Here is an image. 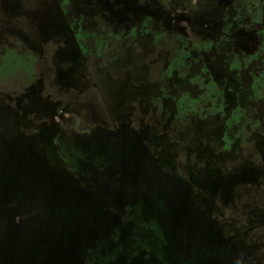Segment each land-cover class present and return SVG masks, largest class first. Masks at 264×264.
Returning a JSON list of instances; mask_svg holds the SVG:
<instances>
[{"label":"rangeland","instance_id":"374dc122","mask_svg":"<svg viewBox=\"0 0 264 264\" xmlns=\"http://www.w3.org/2000/svg\"><path fill=\"white\" fill-rule=\"evenodd\" d=\"M132 1L126 0L128 4ZM226 1L208 0L207 10L223 11L221 8ZM142 2L144 7L152 1ZM166 2L196 15V21L190 25L183 23L185 27L179 28L170 18L177 7L140 11L132 6L128 7L132 14L131 22L128 21L126 26L103 20L96 23L100 19L96 9L84 0H69L73 18L84 27L86 32L83 35L88 36L84 40L89 51L90 84L89 87L82 86L86 89L82 95L61 98L59 109L66 114L63 120L52 108L60 98H54L49 103L46 98L51 92L44 94L46 98L39 96L42 94L40 76L35 73L31 78L26 68L33 65L32 61L26 66L21 62L12 63L21 65L11 72L16 76L0 75V133H9L4 141H0V245H5V249L0 247V264H20L18 260L21 258L27 264H84L80 258L82 247L74 246V234L85 228L87 234L84 237L92 234L95 240L92 248L100 243L97 250H107L108 259L113 258V252L116 254L117 250L125 255L130 249L138 257L154 255L159 259H150L151 264H185L184 260L197 261V258L205 264L208 263L206 259L214 261L215 257L214 250L206 248L212 246L211 240H216L209 235L210 230L218 227L214 220L229 215L231 211L222 208V205L219 208L215 206L216 202L202 190L204 204L201 221L197 210L199 205L192 203L200 195L196 176L207 178L219 168L221 183L228 185L224 193L232 192L251 202L254 195H260L256 189L264 184V165H259L261 163L255 153L264 152V145L257 137L259 125L253 128L250 124V129L249 123L244 121L239 127L245 126L249 132L246 141L235 147L231 154L220 150V141L223 140L220 131H224L225 124L217 122L218 126H215L216 123L213 125L211 120L216 121L220 113L202 106L200 81L197 77L194 81L189 80L201 73L204 63L209 68L207 72L202 71L204 79L207 78L204 84L212 76L215 82V74L226 73L225 62L231 58V52H240L243 47L250 46L253 33L246 29L251 30L253 23H240L243 29L236 33L231 39L233 41H223L219 37L220 25L194 13L193 4L197 0ZM208 24H213L210 30L207 29ZM15 26L12 30L18 32L20 42L25 49L35 52L36 58L43 55L44 40L54 43L37 21ZM163 26L167 35L162 32ZM65 27L53 36L59 39L55 56L60 58L67 51L74 52L71 55L74 58L78 49ZM155 30L159 33L158 38H154ZM180 31L191 39L185 41L179 38L177 33ZM202 38H210L214 43L203 45L206 47L204 55L195 65L196 59H192L194 62L184 73L187 74L184 79L173 75L172 70L167 71L168 60L173 58L182 72L184 65L178 60L194 45L195 39L202 42ZM81 51L86 56L87 52ZM199 51L202 52V43L193 48L190 56H199ZM85 65L86 62H83L80 66ZM78 71L83 73L84 68L78 66ZM66 79L74 81L71 74H67ZM66 79L61 81V86L69 90L72 84H68ZM49 80L46 77L48 85ZM216 83L219 85L220 80ZM177 99L180 111L185 112L182 118L168 114L176 111ZM204 105L209 107L208 103ZM196 111H201L200 116H193ZM172 131L178 133V140L174 134L171 138ZM181 142L184 149L176 161L173 149L177 145L174 143L180 145ZM66 143L69 145L66 146ZM197 147L202 149L200 155ZM68 151L78 155L88 154L90 158L86 159L88 166L85 173L79 160V166L74 160L66 161ZM223 162L233 163L225 168ZM173 169L178 171L173 172ZM92 170L94 173L99 171V181L94 178ZM257 171L260 174L256 178ZM178 172L185 175L182 191L175 186L180 180ZM257 199L262 200L261 197ZM226 200L224 198L222 202ZM73 212L76 216H72ZM8 214L16 215L15 220L20 224L18 230L7 229ZM60 214L64 216V223L59 221ZM259 217H264V208ZM48 219L52 223L59 222L52 224ZM112 223L116 229L130 228L135 233V240L108 243V238L114 234L109 229ZM158 225L164 235L159 233ZM146 234L150 240L142 239L141 236ZM77 237L79 241L83 239L81 235ZM103 243H106L105 247ZM163 244H166L164 250H158ZM146 247L149 252L141 250ZM218 247L227 258L223 262L230 260L233 255L231 246L219 240ZM92 255L95 263L105 264L101 262L100 255ZM114 259L112 264L119 262L120 257Z\"/></svg>","mask_w":264,"mask_h":264},{"label":"flooded vegetation","instance_id":"af4514ba","mask_svg":"<svg viewBox=\"0 0 264 264\" xmlns=\"http://www.w3.org/2000/svg\"><path fill=\"white\" fill-rule=\"evenodd\" d=\"M142 1L143 0H133L132 3L130 2L128 4L126 0H84L87 5H90V7L98 11V16H100V19H98L96 23H102L103 20L104 22L107 21L108 23H111L113 25L119 24L121 26H126L128 21L131 22L130 19L132 17V14L129 11V8H132V6L136 9L138 8L140 11L151 10L153 8L154 11L158 10L159 8L168 10L177 7L175 5L173 6V4L169 5L166 2L168 0H164L165 2H160V0H151V4H146V6L143 7ZM154 3H156V5ZM207 3L208 0H197V2L193 4L195 7L194 13H197L205 20L220 25L219 37L221 40L233 41L231 39H234L236 33L239 32L240 29H243V27L240 26V23L244 24L245 22H248L253 23L251 25V30L246 29L247 32L253 33L250 37V39L252 38L251 44L250 46H248V48L243 47L242 49L244 50H240V52H231V58H229V60L225 62L226 73L214 75L216 81L220 80V86L216 83V81L214 82V79L212 78L213 74L207 75L212 77H210V80H208L207 84H204V81H206L207 78L204 79L205 73H202V71H209L207 63H204V65L202 66L200 70L201 73L195 74V76L189 78V80L194 81L196 80L195 77L199 79L197 80L200 81L198 84L203 88L202 106L207 110L218 111L220 113L216 121L214 119L211 120L213 125L216 123L215 126H218L217 122H222L223 124H225L224 131H220V133H223V140L220 141L221 143L219 146L220 150H225L228 152V154H231L235 147L242 145L241 143H244L246 141V138L249 136V132L246 131L245 126L239 127V125L244 121H247L249 123L250 129L251 126L253 128H256L259 125L256 133L257 137L264 145V136L262 137V132L264 131V101H262L264 100V0H228L226 1V3L224 2L225 4L223 3V6L221 8L223 9V11L216 12L208 11ZM41 6H43L44 9H40ZM172 13L173 14L170 16L171 22L177 25L179 28L185 27L183 23L190 25L197 19L196 15L191 14V12L188 13V11L185 9L180 10V8L178 7ZM145 14L147 13L145 12ZM183 15L189 17L191 22L189 23L186 19H182L179 21V17ZM240 15L242 17L241 19H239ZM245 15L247 16L244 17ZM35 16H38V18L33 19V17ZM41 16L42 18H40ZM36 21L39 26L42 27V31L44 32V34H48L46 35L48 39H54V43L52 40L50 43L44 40L43 55L45 56L43 57V55H39L38 58L35 57V52L25 49V45L20 42V37L17 36L18 32H14L12 30V26L25 25L29 22L33 23ZM78 22L79 21L77 19L73 18V14L69 10V0H0V75L6 74L9 76V74H12L11 72L14 70V68L21 67L20 64L11 65L12 63L21 62L26 66L31 64V62L29 61H32L33 65L30 68H26L30 71L31 78H33L35 73H38L40 76V92H42V94L39 96H42V98H46L44 97V94L51 92L50 95L46 98L47 102L49 103H51V100H54V98H60L57 101L55 100L56 102L53 103L52 108H54L55 113L61 120L66 118V114L64 112H61V110L59 109L62 100L61 98L71 96L76 97L75 95L79 96L82 91L86 90L82 88V86L89 87L90 84V62L88 58L89 51L87 44H85V40L88 38V36L85 37V35H83V33L86 31L84 27H81L78 24ZM64 25L69 29L70 37L78 49V52L75 50L76 56L74 58H72L71 56L74 55V52L67 53V51H65L64 54H61L60 58L58 57V55L57 57L55 56L57 54L56 44H59V39H55L53 38V36L61 33L62 29L65 27ZM211 25L213 24L207 25L208 30L212 28ZM159 26L162 25L159 23ZM15 27L17 28V26ZM148 31H150V28H148ZM162 32H164L165 34L167 33V30L164 29V26ZM182 33V31L177 33L179 35V38H182L185 41H189L191 39L189 35H184V33ZM158 37L159 33L155 30L154 38ZM211 38H213V36ZM193 42L194 45H191V47L184 52V56L180 57V59L178 60L183 63L182 65H184L182 72L175 65L176 62L173 61V58H169L168 60L169 67L167 68V71L172 70L175 73L173 75H177L179 79H184L186 77L187 74L184 73H186L189 66L192 67L191 64L194 62L192 59H196L193 63L194 65L201 59L206 48L204 46L214 43L210 38H206V40H203L202 38V42L198 39H195ZM201 43L202 52L199 51V56H194V58L190 56L193 48L198 47ZM46 45L48 46V48L46 47ZM229 45L231 46L232 44L229 43ZM81 49L87 52L86 56L82 53ZM51 55H54V57H51ZM77 60H82V62ZM83 62H86V65L84 67L80 66L81 64H83ZM78 66L82 69L84 68L83 73H79ZM86 70H88V72ZM67 74H71L74 81L66 79ZM46 77L50 79V85L47 84ZM64 79H66V82L68 84H72L69 90L66 87L61 86V81H63ZM240 98H242L241 101H239ZM176 101L178 103L176 111L168 112V114H171L174 118L178 115L180 118H182L185 112L180 111L181 109L179 107V99H177ZM204 103H208L209 107H206ZM228 108L230 109L229 111H227ZM40 112L46 113L45 111ZM200 113L201 111H196L193 113V116H195L196 114L200 116ZM223 117L224 119L222 120ZM209 126L210 128H212V125ZM153 127L157 126L154 125ZM8 134L9 133H6V135H4L3 133H0V141H4V139L8 137ZM173 134L176 140H178V133H174L172 131L171 138ZM251 143L254 144L255 140ZM65 145L68 146L69 144L66 143ZM174 145L177 146L175 149H173V156L177 161L179 153L184 149V143L181 142L180 145L179 143H174ZM197 150L200 155L202 153V149L200 147H197ZM3 153L4 152H2V154ZM213 154L216 155V153ZM255 154H257L256 158L261 163L259 165H264V152L257 151V153ZM258 154H263V156L259 157ZM65 156L67 162L69 160H74L76 166L80 165V161L83 167L82 172L85 173V167L88 166L86 159L90 158L88 157L87 153L84 155H78L77 153L75 154L72 151H68ZM226 158L229 160L230 156L227 155ZM232 163L223 162V166L227 168ZM244 164H246V162ZM234 166L235 165H233L232 168ZM71 167L72 169H74V166ZM251 167L254 168L253 166ZM172 171L175 172L178 170L173 169ZM92 172L94 174V178L97 177L99 181L101 179L98 173L99 171L95 170L94 173V170H92ZM165 172L168 175L167 171ZM213 172L215 173H206L205 175L209 174L207 178H202V175L196 176V183H198V187L200 188V190L198 189L200 195L197 196V200L193 201L192 203L199 205V207H197V210L201 216V221L202 204H204L201 200L202 190L205 191V195H209L211 200L216 202L215 206L219 208L221 207L220 205H222V208H228L231 212L229 215L219 216L214 220V222L217 223L218 227H216V230H210L211 234L209 235H212V237H210L211 239L216 240L209 239L212 242V246L206 248L214 250L215 257L214 261L212 260V258H204V261L205 259L206 261L208 260V263L206 262L205 264H264V217H259L264 208V184L258 185L259 188H257L256 191L259 190L260 195H254V201H244V197H240L235 193H224L226 191L225 187L228 189V185L221 183L219 168L214 170ZM170 174L172 175V173ZM178 174L180 180H176L177 183L175 186H178V188L182 191L181 184L185 181V175L180 172H178ZM259 174L260 173L257 171L256 178ZM262 175H264V171ZM171 183L174 186V181H172ZM26 196H28V194ZM257 197H261L262 200H258ZM224 198L227 199L225 203L222 202ZM192 203L190 204L191 207H193ZM132 214L136 216V214ZM10 215L14 214L7 215L6 226L8 225L7 219ZM60 215V223H62L63 221L65 222V220L63 219L64 216L62 214ZM73 215L76 216L75 212H73L72 216ZM76 220L75 222L79 224V221ZM48 221L50 220L48 219ZM59 221L55 223H52V221L50 222L52 224H58ZM16 223L19 224L18 222ZM115 224L117 226V223ZM109 229L110 232L114 233L112 236L114 239L112 237L108 238V243H112V241L116 240H135V233L127 226L125 229H116L114 223H112ZM158 230L161 235H164V232L159 225ZM78 231L74 234L76 236V244H74V246L82 247L80 258L83 259L84 264H100L99 262H94V256L92 255L93 253L95 255H100V257L103 259H101V262L105 264H108V262L109 264L114 263L115 257H117V259L118 257H120L119 262H116L115 264H151L150 259H152V261L158 259L153 254V256L141 255L138 257L136 255V252L130 249L127 250L125 255L117 250L116 254L115 252H113V258L108 259L106 255L107 250L105 251L104 248L101 250H97L100 247V243L95 248H92V246H95V240L93 239L92 234H88L89 236L86 237V240L84 236H86L87 234V228H85V230L83 231ZM78 235H81V237L83 238L81 241L78 240ZM141 237L142 239H151L147 234L142 235ZM219 240H224L226 245L229 244L231 246L233 255L232 257H230V260L223 262V260L227 258L222 255V252L218 247ZM143 242L145 244H148L146 240H143ZM164 245L166 244L159 246L158 250H164ZM168 245L170 246L171 243H168ZM105 246L106 243H103V247ZM0 247L2 249H5V245H0ZM93 249H95L96 251H93ZM141 250L149 252L148 247ZM129 251H131V254L129 253ZM140 257L141 260H139ZM239 257L240 260H237V258ZM176 260L179 262L178 259ZM201 262L202 259L199 258H197V261L192 259L184 260L185 264H201ZM25 264H27L26 261Z\"/></svg>","mask_w":264,"mask_h":264},{"label":"water","instance_id":"95a60500","mask_svg":"<svg viewBox=\"0 0 264 264\" xmlns=\"http://www.w3.org/2000/svg\"><path fill=\"white\" fill-rule=\"evenodd\" d=\"M182 19H186L189 23L191 22L190 18L187 17L186 15H183V16L179 17L178 20L180 21ZM15 219H16V215H10L8 217V219H7L8 220V225L6 226L8 229L9 228H13L14 230H17V229L20 228V225L16 223ZM50 260L56 263V261L54 259H50ZM18 262L20 264H25V261L22 258L19 259Z\"/></svg>","mask_w":264,"mask_h":264}]
</instances>
